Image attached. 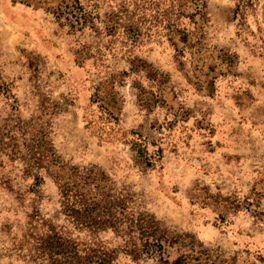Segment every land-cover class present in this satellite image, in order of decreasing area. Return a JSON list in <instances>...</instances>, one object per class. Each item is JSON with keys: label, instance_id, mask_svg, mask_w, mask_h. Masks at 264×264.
<instances>
[{"label": "rangeland", "instance_id": "rangeland-1", "mask_svg": "<svg viewBox=\"0 0 264 264\" xmlns=\"http://www.w3.org/2000/svg\"><path fill=\"white\" fill-rule=\"evenodd\" d=\"M73 1L86 23L70 30L54 11ZM203 1L177 20L185 42L169 0H0V128L33 118L62 162L129 187L181 237L173 255L264 264V0ZM24 168L1 170L0 264H23L12 237L35 207L58 208L56 166Z\"/></svg>", "mask_w": 264, "mask_h": 264}, {"label": "trees", "instance_id": "trees-1", "mask_svg": "<svg viewBox=\"0 0 264 264\" xmlns=\"http://www.w3.org/2000/svg\"><path fill=\"white\" fill-rule=\"evenodd\" d=\"M169 4V14H175L174 18L167 17L168 32H179L182 41L187 42L192 31L179 28L177 20L185 16L188 7H192L191 15H203L205 3L169 0ZM54 15L59 26H69L70 30L86 23L84 7L78 1L64 2L55 9ZM204 65L199 72H203ZM2 93L11 97L6 85L2 86ZM16 160L24 164L25 174H31L35 168L56 166L53 176L59 196L54 212L42 213L35 207L27 215L20 234L12 237L11 250L23 264H191L199 261L200 253L193 247L181 250L179 246L173 255L171 249L181 237L170 236V231L154 215L136 206L135 193L129 187L116 186L96 165L62 162L53 151L47 132L36 129L33 118L10 117L1 126L0 183L8 182L1 170ZM261 195L264 198V192ZM246 204L249 208L250 203ZM254 206L253 214L264 221V200L260 199Z\"/></svg>", "mask_w": 264, "mask_h": 264}]
</instances>
